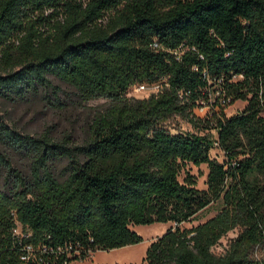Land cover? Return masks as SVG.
<instances>
[{
    "label": "trees",
    "instance_id": "16d2710c",
    "mask_svg": "<svg viewBox=\"0 0 264 264\" xmlns=\"http://www.w3.org/2000/svg\"><path fill=\"white\" fill-rule=\"evenodd\" d=\"M52 78L112 105L83 144L24 134L0 115V144L29 159L26 173L0 150V264H22L28 244L50 264L87 259L142 242L133 226L153 223L173 226L142 264H264L254 255L264 242V0H0V95L55 89ZM145 81L164 91L127 97ZM214 86L246 107L205 123L194 109ZM174 115L217 136L173 132ZM189 164L208 166L206 189ZM220 199L215 216L184 225Z\"/></svg>",
    "mask_w": 264,
    "mask_h": 264
},
{
    "label": "rangeland",
    "instance_id": "374dc122",
    "mask_svg": "<svg viewBox=\"0 0 264 264\" xmlns=\"http://www.w3.org/2000/svg\"><path fill=\"white\" fill-rule=\"evenodd\" d=\"M49 13V11L47 12ZM56 88L39 87L37 91L27 92L21 96H2L0 95V115L4 120L16 130L33 136L47 135L56 141L66 140L75 144H83L89 137L90 124L100 113L105 112L112 101L107 98H97L89 101H82L77 91L70 85L52 78ZM145 84V88H141ZM164 91V87L157 82L134 83L128 93V98L149 99L159 96ZM247 105V101L223 98L219 92V87L211 89L209 104L196 107L194 113L201 119L213 115V111H223L228 116L241 112ZM264 115V113H263ZM167 127L173 132H199L217 136L215 130H203L194 128L192 124L180 115L172 116ZM0 150L5 151L13 160L15 166L28 172L29 159L26 155L16 153L0 144ZM211 156L219 161H225L224 153L215 145L211 150ZM56 176L62 177L67 167V160L60 158L52 164ZM192 174L197 177L198 187L207 188L208 166L202 164L195 166L189 164L187 167ZM223 200L212 202L201 210L194 220L184 224L186 227L195 226L209 218L215 216L223 208ZM172 223H153L148 225L133 226L143 238V241L113 250H98L84 260H75L68 264H142L149 245L157 238L162 236ZM241 232L240 228L229 232L218 245L214 247L215 252H223L229 242ZM258 261L264 260V242L257 245L254 252Z\"/></svg>",
    "mask_w": 264,
    "mask_h": 264
},
{
    "label": "built area",
    "instance_id": "2783aa9c",
    "mask_svg": "<svg viewBox=\"0 0 264 264\" xmlns=\"http://www.w3.org/2000/svg\"><path fill=\"white\" fill-rule=\"evenodd\" d=\"M160 83V82H157ZM162 85V83H160ZM141 88H145V84L140 85ZM163 86V85H162ZM15 233L17 235H21L20 229H15ZM47 251L46 248L38 247L35 248L33 245L28 244L25 245L24 251L22 252L20 256V261L22 264H50V262L45 257V252ZM67 255H71L72 252L66 248L65 252ZM75 253H78L75 252ZM91 256L94 254V252L90 251ZM78 260H84V259H78Z\"/></svg>",
    "mask_w": 264,
    "mask_h": 264
}]
</instances>
